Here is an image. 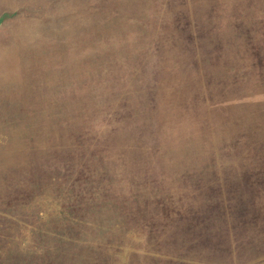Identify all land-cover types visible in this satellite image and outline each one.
<instances>
[{
    "label": "rangeland",
    "instance_id": "obj_1",
    "mask_svg": "<svg viewBox=\"0 0 264 264\" xmlns=\"http://www.w3.org/2000/svg\"><path fill=\"white\" fill-rule=\"evenodd\" d=\"M0 264H264V0H0Z\"/></svg>",
    "mask_w": 264,
    "mask_h": 264
}]
</instances>
